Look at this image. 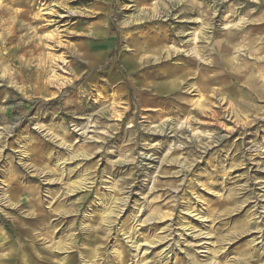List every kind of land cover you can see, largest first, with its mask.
<instances>
[{"label": "rangeland", "instance_id": "obj_1", "mask_svg": "<svg viewBox=\"0 0 264 264\" xmlns=\"http://www.w3.org/2000/svg\"><path fill=\"white\" fill-rule=\"evenodd\" d=\"M88 261L264 264V0H0V264Z\"/></svg>", "mask_w": 264, "mask_h": 264}, {"label": "bare ground", "instance_id": "obj_2", "mask_svg": "<svg viewBox=\"0 0 264 264\" xmlns=\"http://www.w3.org/2000/svg\"><path fill=\"white\" fill-rule=\"evenodd\" d=\"M238 21H239V20H238ZM240 21H241V20H240ZM234 25H235V24H234ZM100 110H101V109H100ZM161 126H162V125H161ZM157 128H158V127H157ZM161 132H162V127L159 128V133H161ZM161 134H162V133H161ZM98 206H100L101 211H102V206H101V205H98ZM107 208H108V207H107ZM103 211H104V212H107V210L105 211V208L103 209ZM103 211H102V213H103ZM110 211H111V210H110ZM108 212H109V211H108ZM108 212H107V213H108ZM107 213H106V214H107ZM132 245H134V247H135V248H134L135 251L138 252V251H139V248H140V246L138 245V243L135 242V241H132ZM140 251H141V250H140ZM142 251L144 252L145 249H143ZM88 263H89V264H94L93 261H88Z\"/></svg>", "mask_w": 264, "mask_h": 264}]
</instances>
